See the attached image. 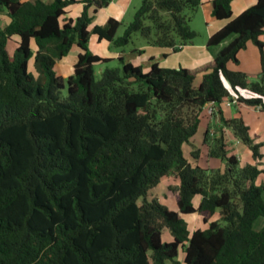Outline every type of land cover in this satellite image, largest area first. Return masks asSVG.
Listing matches in <instances>:
<instances>
[{
  "label": "trees",
  "instance_id": "1",
  "mask_svg": "<svg viewBox=\"0 0 264 264\" xmlns=\"http://www.w3.org/2000/svg\"><path fill=\"white\" fill-rule=\"evenodd\" d=\"M110 2L0 0V264H264V225L255 226L264 219L263 144L223 109L234 98L264 109V0L234 18L233 0L212 2L213 15L229 21L208 45L227 44L198 84L189 68L153 62L145 72L122 57L98 76L96 65L112 58L90 51L89 40L124 47L140 33L177 50L198 36L190 18L202 0H141L120 36L113 17L91 28ZM79 3L82 13L67 17ZM250 41L261 51L256 81L230 68ZM74 45L82 52L64 77L57 62ZM209 104L221 122L208 125L203 143L224 168L202 166L201 148L191 151L196 163L185 153ZM227 129L253 163L231 153ZM170 175L180 180L176 210L149 198ZM194 214L205 226L190 231L183 215Z\"/></svg>",
  "mask_w": 264,
  "mask_h": 264
},
{
  "label": "crops",
  "instance_id": "2",
  "mask_svg": "<svg viewBox=\"0 0 264 264\" xmlns=\"http://www.w3.org/2000/svg\"><path fill=\"white\" fill-rule=\"evenodd\" d=\"M135 1L136 0H111L109 5L105 7V8H108L110 10L109 15H107L106 18L102 19L103 22H101V20H100V22H98V20H96L95 18L98 16V14H102V10L104 8L99 10L96 13V15L94 16L91 28L96 24L104 25L108 21V19L111 17L121 21V19H124L125 16L128 14V12L130 11V9H131V7ZM213 1L214 0H202V4L199 7V9L197 11H195L193 14H191L190 23L192 21H195V22L200 21L201 22L200 25H203L202 26L203 29L200 28L201 26L199 27L200 30L205 34V39L203 41H201V42L193 41V43H188V44H185L182 46L180 45V47L177 50H175L173 47H158V46L150 45V44L145 42L143 44L141 43L139 47H134V49L131 52L127 51L123 54L119 51V52H117V56L122 57L126 62H132L136 65H141L145 72H147L151 68V65L153 62H158L160 64V66L167 67V68H179V67L189 68L191 70L196 71L197 77L201 76V75L203 77V75L207 71H209L216 54L220 51V49L224 45L227 44V42H225V43H223L219 46H215V47H211L208 45V39L215 32H217L223 26H225L229 21L227 19L226 20L217 19L213 15V10H212V2ZM256 2H257V0H233V2H232V12H233L232 18L238 16L240 13H242L244 10H246L250 6L254 5ZM134 7H136V6H134ZM83 9H84L83 3L76 4L69 9V13L67 14V17L76 18L77 16H79L82 13ZM134 9L136 12V10L138 8H134ZM135 12H134V14H135ZM105 20H106V22H105ZM195 30L198 32V29H195ZM200 33L198 32V34H200ZM91 39H92V36L90 37L89 42L91 41ZM260 39L262 41H264V35L261 36ZM17 40H18V38L14 37V39L10 42V43L15 44L14 47L12 48L13 50L18 45ZM93 40H95V42L101 46L105 45V41H108L106 39H100L98 36ZM32 44H33V42H32ZM80 52H82V50L78 46V49L76 50L75 54L70 55V56L68 54L57 62V71L59 72V74H61L64 77H67L74 72V65L78 59ZM93 53H95L99 56H102V57H107V58L113 57V56H111V54H109L107 52L106 49L105 50L103 49L102 51L93 52ZM145 63H147L146 64V68H147L146 70L144 68ZM260 63H261V57H260ZM258 76H259V74H258ZM227 101L228 100H225L223 102L224 112L227 114V116L229 115V117H233V116H231L230 112L228 114V110H230L232 104H228ZM261 112H262L261 114L264 115V111H261ZM206 115H207V112H206V110H204V112L202 114V118H201L202 119L201 125H200V127L204 126V130L208 127V124L204 123L205 122L204 116H206ZM206 123H208V122H206ZM226 131H227L229 144L232 146L231 153L236 155L238 160H240L242 163L243 158L241 159V157H243V154L247 150H250V149H249V147H247V145L245 146V144H242V142L239 139L234 137L233 134L230 133L231 131H228V130H226ZM251 133L254 136V141L256 143H262L263 144L261 149H260V151L263 155V158L260 162H264V126L257 128L255 130L251 129ZM232 139L235 141H233ZM193 141H194V138H193ZM251 154H252V151H251ZM207 155H208V151H207ZM252 157H253V155H252ZM209 158H210V156H209ZM218 160L219 159H216V161H218ZM219 161H221V160H219ZM253 162H254V159H253ZM253 162H251V163H253ZM262 174H264V172H262ZM198 202H199V200H198Z\"/></svg>",
  "mask_w": 264,
  "mask_h": 264
},
{
  "label": "rangeland",
  "instance_id": "3",
  "mask_svg": "<svg viewBox=\"0 0 264 264\" xmlns=\"http://www.w3.org/2000/svg\"><path fill=\"white\" fill-rule=\"evenodd\" d=\"M140 5H141V0H136L133 3L128 14L125 16V18L121 19L122 25L119 27V29L117 31V36H120L124 33L126 25L129 24L134 18V12H135L134 8H139ZM134 6H136V7H134ZM109 11L110 10L108 8H104L102 10V14H98V16L95 19L98 20V22H100V20H101V22H103L102 19L106 18L107 15H109ZM2 20H3V23H6L7 21H9L7 16H2ZM105 22H106V20H105ZM200 23H201L200 21H197V22L192 21L190 23L192 29H194V30L198 29V32L199 33L201 32L194 39V41H198V42H201L205 39V34L200 30V28H202L203 25H200ZM96 37H97L96 35H92V39L89 42L90 51L97 52V51H102L103 49L104 50L106 49L107 52L109 54H111V56H113V57H111L112 60L109 63H103V64H97L96 65V71H97L98 76L100 75V71L102 69H104L106 66H117V65H119L120 61H119V57L117 56V52L120 51L123 54L127 51L131 52L134 49V47H139L141 43L142 44L145 42L147 43V41L142 37V35L140 33H135L132 37L131 42L124 47H117L109 41H105V45H103V46L98 45L95 42V40H93ZM14 45H15L14 43H10L8 46V49L11 53L13 52L12 48L14 47ZM33 47L36 48L35 42H33ZM77 49H78V46L74 45L72 47L71 51L69 52V56L75 54ZM260 57H261L260 48L253 41H250L247 48L243 49L239 53L240 63L239 64H230V68L234 69V70H242L248 74L249 79L251 81H256L259 78L258 74L261 72V68H262L261 63H260ZM146 64L147 63L144 64L145 70L147 69ZM31 70H34L33 60H31ZM201 80H202V75L198 76L196 78L195 84H198ZM235 99L237 100V98H235ZM261 111H264V109L259 108V107L248 106V105L241 104V103L237 102V103H232L230 110H228V114L230 112L231 116H233V117L243 118L245 123L248 124L252 130H255L257 128L264 126V115L261 114L262 113ZM224 115L227 118H231V117H229V115L227 116V114L225 112H224ZM204 121H205L204 122L205 124L211 125L212 128L217 127L218 125H220V122H221L220 117L217 113L210 115V114H208V112H207V115L204 116ZM206 122H208V123H206ZM204 131H205L204 126L199 127V130L194 137V141H193L194 147L190 146V145L185 146V153H186L187 157L192 161V163H196V159H194L191 156V151H192V149H198V148L200 149L201 148V156L199 159V163L202 166L224 168L225 167L224 162H221L219 160L216 161L215 158H211V157L209 158V156L207 155L208 147H207V145H205L203 143ZM228 131H230V130H228ZM233 141H235V140H233ZM242 144H244V143L242 142ZM230 146L231 145L229 144V148H230V150H232V146L231 147ZM241 159H242L243 165L253 162L251 150H247L243 154V157H241ZM261 163L262 164H261L260 168L264 169V162H261ZM263 182H264V174L261 173L259 178H258L257 183L260 184ZM179 183H180V180L176 175L165 176L162 178L161 182L149 193V198L158 197L162 202L167 204L170 208L176 210L177 207L175 205L174 188L176 189L178 187ZM263 197H264V193H263ZM198 200L199 199L197 198L196 203H198ZM183 218L187 221L188 228L190 231L197 229V228H202L205 226L203 219H202V216L199 214L183 215ZM213 219L214 220L219 219V213H217L213 217ZM255 223H256L255 224L256 229H260L264 225L263 217L258 218ZM183 257H184V251H181L179 258L182 260Z\"/></svg>",
  "mask_w": 264,
  "mask_h": 264
},
{
  "label": "built area",
  "instance_id": "4",
  "mask_svg": "<svg viewBox=\"0 0 264 264\" xmlns=\"http://www.w3.org/2000/svg\"><path fill=\"white\" fill-rule=\"evenodd\" d=\"M228 104H232V103H237V100L234 98V100H228L227 101ZM261 108V107H259ZM206 112H208V114L213 115L214 112L216 111L215 107L213 104H209L207 105V107L205 108Z\"/></svg>",
  "mask_w": 264,
  "mask_h": 264
}]
</instances>
